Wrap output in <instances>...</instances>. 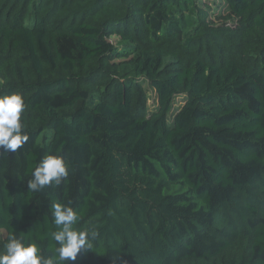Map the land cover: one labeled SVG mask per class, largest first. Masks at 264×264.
Here are the masks:
<instances>
[{"label": "trees", "instance_id": "obj_1", "mask_svg": "<svg viewBox=\"0 0 264 264\" xmlns=\"http://www.w3.org/2000/svg\"><path fill=\"white\" fill-rule=\"evenodd\" d=\"M225 1L213 25L199 0H0V97L30 137L0 149V253L54 255L62 203L98 232L69 264H264V0ZM49 154L69 175L29 191Z\"/></svg>", "mask_w": 264, "mask_h": 264}, {"label": "clouds", "instance_id": "obj_2", "mask_svg": "<svg viewBox=\"0 0 264 264\" xmlns=\"http://www.w3.org/2000/svg\"><path fill=\"white\" fill-rule=\"evenodd\" d=\"M26 104L19 94L0 97V149L5 152H16L29 140L23 131L22 113ZM69 175V166L61 155H46L32 172L28 181L29 191L38 192L47 186L56 187ZM52 215L57 230L52 232L51 239L58 245L55 254L45 256L36 243H25L15 234L8 236L4 251L0 253V264H69L75 261L78 254L93 249V240L98 232L95 226L79 230L78 213L62 203L52 205Z\"/></svg>", "mask_w": 264, "mask_h": 264}, {"label": "rangeland", "instance_id": "obj_3", "mask_svg": "<svg viewBox=\"0 0 264 264\" xmlns=\"http://www.w3.org/2000/svg\"><path fill=\"white\" fill-rule=\"evenodd\" d=\"M200 4H208L211 7L210 11V18L209 21L213 25H219L223 22L225 17L229 16V11H227V5L225 0H199ZM234 20V19H233ZM229 23H233L231 20H229ZM113 44H117L119 41V38L116 36H113L110 40ZM145 90L148 92L150 100L148 106L150 107V110H155L157 106L156 102V94L155 91L146 84L144 86ZM182 97L178 98V101H176L177 105L183 102ZM5 237V231L0 230V239H3Z\"/></svg>", "mask_w": 264, "mask_h": 264}]
</instances>
